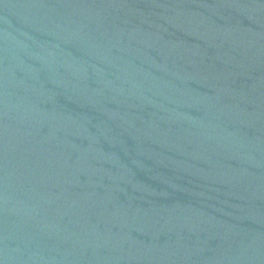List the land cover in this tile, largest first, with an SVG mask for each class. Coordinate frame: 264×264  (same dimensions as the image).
<instances>
[{"label": "water", "instance_id": "obj_1", "mask_svg": "<svg viewBox=\"0 0 264 264\" xmlns=\"http://www.w3.org/2000/svg\"><path fill=\"white\" fill-rule=\"evenodd\" d=\"M0 264H264V0H0Z\"/></svg>", "mask_w": 264, "mask_h": 264}]
</instances>
